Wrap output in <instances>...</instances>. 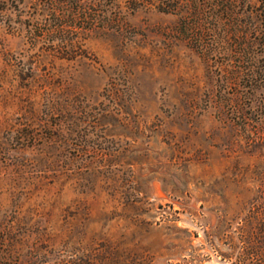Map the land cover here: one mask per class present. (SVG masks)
<instances>
[{
    "label": "rangeland",
    "instance_id": "1",
    "mask_svg": "<svg viewBox=\"0 0 264 264\" xmlns=\"http://www.w3.org/2000/svg\"><path fill=\"white\" fill-rule=\"evenodd\" d=\"M95 1L62 35L44 1L0 0V264H228L211 235L264 172L231 32L264 43V0L221 26L213 0L193 20L160 9L185 0Z\"/></svg>",
    "mask_w": 264,
    "mask_h": 264
},
{
    "label": "trees",
    "instance_id": "2",
    "mask_svg": "<svg viewBox=\"0 0 264 264\" xmlns=\"http://www.w3.org/2000/svg\"><path fill=\"white\" fill-rule=\"evenodd\" d=\"M43 5L46 6L48 10L47 18H45V25L53 21L56 26V29L62 35H65L66 28L71 26H77L78 22L84 20L88 23L95 21L93 12L96 11L97 2L95 0H42ZM137 2L136 5L142 6L145 1L150 2V0H133ZM214 2V3H213ZM138 6V7H139ZM169 7L166 3H163L162 9L163 12L176 11L180 14L185 13L189 15L186 19L193 20V16L203 15L202 5H198L195 0H185L184 2H177L173 4L172 8ZM211 6V7H210ZM236 0H213L209 4V9L214 13V23L215 25H222L225 23H233L234 18L239 22V16L236 15ZM3 11V10H1ZM190 16H192L190 18ZM227 16L225 19L224 17ZM188 21V20H187ZM43 21L34 22V27L40 29ZM191 23V22H189ZM189 25V24H188ZM193 24L189 26V29H192ZM242 27V28H241ZM255 33L264 39V31L257 28L254 30ZM227 33H230L228 31ZM232 37L236 40H241L246 48L243 52L246 53V57L249 59L246 61V65L240 67L243 72H237L232 79H237L240 73H243L244 79H246L247 84L244 88H247L248 91L244 93L245 96V106L248 110L256 112L253 116H246L245 125L250 126V120L257 123L258 128L264 126V99H259L257 97L255 89L258 87L257 74L261 73L254 68L250 61H256L255 48L261 46V49H264V43H258L256 40L251 42L248 40V32L244 30L243 25L237 23L236 27H233ZM230 35V34H229ZM228 35V36H229ZM227 36V37H228ZM253 53V56L249 57ZM249 65V67H248ZM261 110V111H260ZM258 112H260L258 114ZM255 141H258L261 148H264V130L259 129ZM257 143V145H258ZM258 198L251 203L246 214L241 218L237 227H233L232 223L226 226V229L223 232L220 230L215 231L217 234L211 235V240L213 246L217 249L222 256V260L228 264H264V172L260 174V188L258 190ZM1 238V237H0ZM3 243L0 241V253L2 250ZM223 249L224 251L220 252Z\"/></svg>",
    "mask_w": 264,
    "mask_h": 264
}]
</instances>
